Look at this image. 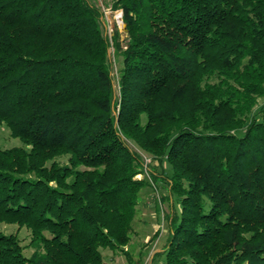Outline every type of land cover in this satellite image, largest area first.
Returning <instances> with one entry per match:
<instances>
[{
	"label": "trees",
	"instance_id": "1",
	"mask_svg": "<svg viewBox=\"0 0 264 264\" xmlns=\"http://www.w3.org/2000/svg\"><path fill=\"white\" fill-rule=\"evenodd\" d=\"M110 7L123 38L90 0H0V123L23 143L0 147V224L17 226L0 264L123 250L143 156L179 205L161 264H264V0Z\"/></svg>",
	"mask_w": 264,
	"mask_h": 264
},
{
	"label": "rangeland",
	"instance_id": "2",
	"mask_svg": "<svg viewBox=\"0 0 264 264\" xmlns=\"http://www.w3.org/2000/svg\"><path fill=\"white\" fill-rule=\"evenodd\" d=\"M90 1L98 5L103 11V32L108 37H111L114 30L118 29L121 32V37H125L123 24H120L115 18L119 11L110 7L113 0ZM109 61L111 64L114 96L117 97L120 58L115 55L113 47L109 48ZM263 102L264 97H260L257 104ZM22 145V141L19 138L12 137L5 124L0 123V147L9 148ZM130 147L134 148L132 145ZM143 158L144 164L141 173L136 177H144L147 184L140 190L138 195L130 241L123 247V250L103 249V264H161L163 261L164 256L161 250L165 247L169 236V219L173 212L179 211V205L177 197L169 192L167 179L169 170L167 165H158L156 161L150 160L147 156H143ZM16 228L17 226L14 224H0V230L5 233L15 232ZM19 238L25 247V255H30L32 249L28 246L29 231L22 228L19 231ZM125 251L130 258L126 257Z\"/></svg>",
	"mask_w": 264,
	"mask_h": 264
},
{
	"label": "water",
	"instance_id": "3",
	"mask_svg": "<svg viewBox=\"0 0 264 264\" xmlns=\"http://www.w3.org/2000/svg\"><path fill=\"white\" fill-rule=\"evenodd\" d=\"M120 21L122 22L123 27H124V29H125V23L122 21V11H120Z\"/></svg>",
	"mask_w": 264,
	"mask_h": 264
},
{
	"label": "built area",
	"instance_id": "4",
	"mask_svg": "<svg viewBox=\"0 0 264 264\" xmlns=\"http://www.w3.org/2000/svg\"><path fill=\"white\" fill-rule=\"evenodd\" d=\"M115 18L119 22V20H120V11L117 13V15L115 16Z\"/></svg>",
	"mask_w": 264,
	"mask_h": 264
},
{
	"label": "bare ground",
	"instance_id": "5",
	"mask_svg": "<svg viewBox=\"0 0 264 264\" xmlns=\"http://www.w3.org/2000/svg\"><path fill=\"white\" fill-rule=\"evenodd\" d=\"M119 23L121 24L122 22L119 20Z\"/></svg>",
	"mask_w": 264,
	"mask_h": 264
}]
</instances>
